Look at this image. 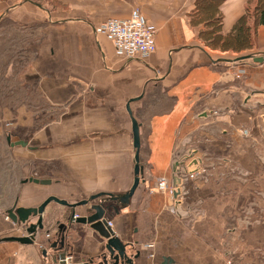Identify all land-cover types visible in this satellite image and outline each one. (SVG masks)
I'll return each instance as SVG.
<instances>
[{
	"label": "crops",
	"instance_id": "1",
	"mask_svg": "<svg viewBox=\"0 0 264 264\" xmlns=\"http://www.w3.org/2000/svg\"><path fill=\"white\" fill-rule=\"evenodd\" d=\"M196 1L0 2V21L11 14L21 26H40L42 45L36 43L23 79L27 90L35 89L55 111L46 124L30 128L34 113L23 107L16 110L17 124L29 127L10 140L6 136L7 150L19 166L20 180L11 197L16 206L36 207L49 196L70 204L98 193L126 192L134 176L129 105L139 123V185L126 205L116 203L115 208L106 195L91 203L110 205L106 219L114 235L130 245V253H140L133 264H161L166 257L172 264L253 260L246 254L264 247V225L246 236L237 230L234 243L229 241V249L232 243L237 249L231 257L222 251V241L225 230L238 226L233 220L241 217L238 210L245 198L255 196L256 186L250 180L240 182L218 174L230 165L254 169L255 154H264L259 125L264 108L253 110L264 104V59H235L243 53L264 54V25L257 27L249 50L213 49L199 36L204 24L192 22ZM254 1L222 2L223 36L252 10ZM134 8L154 30L155 50L126 58L102 25L110 17H127ZM247 24L252 25L253 18ZM187 136L199 154L213 160L203 161L198 176L188 180L191 184L181 197L184 204L178 215L171 187L160 191L156 184L164 180L170 186L172 153ZM17 140L26 145L11 144ZM214 157L223 161L217 164ZM188 204H199L196 218L192 208H185ZM6 209H0V239L25 235L24 228L8 218ZM86 210L77 206L74 214L79 217ZM71 211L50 201L43 213V229L34 242L0 240V264H59L66 256L70 264H98L103 239L75 218L69 220ZM55 255L61 256L54 260Z\"/></svg>",
	"mask_w": 264,
	"mask_h": 264
},
{
	"label": "rangeland",
	"instance_id": "2",
	"mask_svg": "<svg viewBox=\"0 0 264 264\" xmlns=\"http://www.w3.org/2000/svg\"><path fill=\"white\" fill-rule=\"evenodd\" d=\"M2 1L5 3L9 2L14 5V3L18 2L19 0H0V2ZM39 1L40 3L44 4L46 2L48 3V0ZM0 6H2L1 3ZM40 14L41 17H43V13ZM43 21L45 22L44 19ZM40 29L41 28L39 25H37L36 27L19 25L11 14L0 21V209H8L13 205L14 201L11 197L15 194V190L17 188L16 185H18L20 180V174H18L19 166L15 159H13V157L11 156L9 150H7L6 136H9V138L11 136H18L24 134V132L27 131L26 129H28L29 127L35 128L38 126H42L47 123L49 118L53 117L55 112L52 111L50 107H48L44 103L35 89H32L30 91L27 90L23 79L24 72L31 65V61L34 58L33 51H35L36 43L42 45V42L40 41L42 35ZM239 55L241 54H238L237 56ZM21 107L27 109L29 113H34L35 119L33 125L26 127L20 126L22 124H17V119L19 118V116H17L15 113L16 110ZM259 108H264V104L262 106L256 105L253 110L257 111V109ZM11 112L13 113V115L9 114ZM259 125L261 136L264 138V123L262 120L259 122ZM261 153L255 154L254 159L256 161L253 159L254 169H247L241 166L242 171L240 172V174H238L234 171V167H232L230 163L228 165L232 167L233 171H231L228 167V170L222 171V173L220 172L218 174L221 178H229L240 182H247L248 180H250L253 181L254 185L256 186L255 196H250V198L247 197V200L245 198V205L243 204L244 206L241 208V210H238V214L239 216H241V220L243 218L256 216L254 217V219H256L253 220H257L256 223L245 225L244 222H242L240 231L242 230L243 232H245V236L246 232H252V230H254V227L264 225V215L262 216V214L264 213V154ZM214 158L216 159L217 164L223 161L222 157ZM209 159L213 160L211 157ZM255 168L257 169L256 171H254ZM256 178L260 180L257 179L258 181H256ZM189 184H191V181H188L186 184H184L185 190L190 187ZM193 188H191V190H193ZM188 206L192 208L191 210H193L195 213L193 214L195 216L194 218H196L200 213V211L198 212V209L200 210L199 204H196L195 206L188 204ZM234 222L235 219L233 220V223ZM234 226L235 224L231 225L230 227ZM245 226H247L246 229ZM236 232L238 231L231 233L232 242L235 240ZM242 233L240 235L239 232L238 237L242 238ZM228 236L229 233L227 232L225 237L227 238ZM261 238L262 237H260V240ZM233 243L230 248L232 254L227 255L228 257H231V255H233V253L237 250ZM222 251H229V246H223ZM246 255L251 256L253 260H242L238 258L235 260L230 259L227 261V263L233 264L236 262L237 264H242L243 261H252L251 264H264V247H257L254 251H248Z\"/></svg>",
	"mask_w": 264,
	"mask_h": 264
},
{
	"label": "water",
	"instance_id": "3",
	"mask_svg": "<svg viewBox=\"0 0 264 264\" xmlns=\"http://www.w3.org/2000/svg\"><path fill=\"white\" fill-rule=\"evenodd\" d=\"M236 60H246L251 59L253 62H262L264 59L263 55H255L253 53H248L244 55H240L235 58ZM226 60H234V59H226ZM126 109L130 115L131 119V132H132V145L134 149V167H133V181L129 189L121 195H114L111 193H98L94 195H90L89 198L80 200L75 203H68L67 201L60 200L55 196L47 197L40 205L36 207H23L16 206V202L13 205L6 209V214L8 218L17 225H20L25 230V235L22 236H9L1 238L0 240L7 241H17L20 243H32L35 241L36 236L38 235V231L43 229V213L45 207L48 205L50 201H55L61 205L68 206L72 209L70 219H76L78 223H82L83 225H87L89 229L97 232L101 238L103 239V252L99 255L100 260L98 264H133L134 259L139 256V252L135 254L130 253L128 251V247L130 245L122 243L113 233L112 229L108 226L106 219V210L110 205H104L103 203H91L98 196L106 195L109 201L114 202V207H117L116 203H120L121 205H126L129 202L130 197L134 194L136 188L139 185L140 177L142 174V167L140 165L139 159V149H140V137H139V123L132 115L129 105L126 106ZM261 120L264 123V114H262ZM264 132V130H263ZM8 140L10 138L8 137ZM13 144L26 145V141L17 140ZM210 159L205 156V153L199 154L197 146H191V139L189 136L184 137L176 150L172 153L170 160V186H171V199L174 211L180 215L181 207L183 203V197L186 194L184 184L191 178H194L196 175L198 176L201 168L203 166V161L207 162ZM233 167V165H231ZM232 167H229L231 171ZM234 171L240 174L241 169L234 167ZM28 180H33L37 183H48V180H38L29 178ZM85 206L88 210L84 212L83 215L79 217L75 216V207L77 206ZM185 208H190L188 205H185ZM37 216L36 221L29 222V219ZM255 217V216H254ZM254 217L243 218L241 220L240 217L236 218L235 221L238 226L230 227L225 230L223 235H226L227 232L229 236L222 241V245L224 247L229 246V241L232 242L231 233L240 230L242 226V222L244 224H253L256 223ZM252 221V222H251ZM247 226H245V229ZM65 230V229H64ZM63 230V231H64ZM130 248V247H129ZM225 256L232 254V251H224ZM234 252V251H233ZM54 260L59 259L61 255H55ZM63 256V255H62ZM174 261L166 257L163 259L161 264H172ZM233 264H237L236 262Z\"/></svg>",
	"mask_w": 264,
	"mask_h": 264
},
{
	"label": "trees",
	"instance_id": "4",
	"mask_svg": "<svg viewBox=\"0 0 264 264\" xmlns=\"http://www.w3.org/2000/svg\"><path fill=\"white\" fill-rule=\"evenodd\" d=\"M224 0H197L193 13V23H203L205 29L199 36L203 42L222 51L242 52L253 47L256 30L264 25V0H255L252 10L239 18L231 32L225 36L220 33L221 16L220 5ZM253 18V24L248 25V19Z\"/></svg>",
	"mask_w": 264,
	"mask_h": 264
},
{
	"label": "built area",
	"instance_id": "5",
	"mask_svg": "<svg viewBox=\"0 0 264 264\" xmlns=\"http://www.w3.org/2000/svg\"><path fill=\"white\" fill-rule=\"evenodd\" d=\"M102 27L115 49L126 58L145 55L155 50L154 30L146 24L138 8L132 9L125 18H108ZM156 187L160 191L170 189L164 180L158 181ZM107 223L110 227L111 221ZM70 263L71 259L68 256L59 260V264Z\"/></svg>",
	"mask_w": 264,
	"mask_h": 264
}]
</instances>
